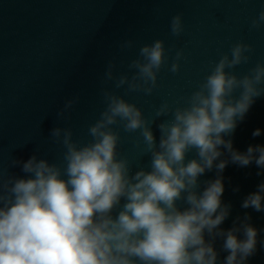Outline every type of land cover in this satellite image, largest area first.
Returning a JSON list of instances; mask_svg holds the SVG:
<instances>
[{
  "label": "clouds",
  "instance_id": "9594fccd",
  "mask_svg": "<svg viewBox=\"0 0 264 264\" xmlns=\"http://www.w3.org/2000/svg\"><path fill=\"white\" fill-rule=\"evenodd\" d=\"M261 25L264 9L251 21L252 28ZM184 30L178 13L170 21L171 34L179 37ZM133 46L129 39L120 48ZM253 51L250 44L235 43L185 98L184 106L165 101L151 118L135 103L103 88L106 107L88 126V143L74 141L71 128L51 130L52 141L65 149L63 166L33 155L22 162L25 177L0 167V264H217V238L228 253L223 264H246L256 254L260 232L250 223L251 215L237 217L230 229L220 226L232 208L221 199L226 166L247 167L254 162L264 171V146L250 145L240 152L224 138L264 95V63L243 76L229 71L248 63ZM183 58L181 48L168 71L178 73ZM167 63L165 41L157 39L140 47L128 65L134 70L131 76H115L116 65L110 62L103 83L114 81L115 89L151 96ZM76 102L68 100L57 118L64 119ZM169 115L170 120L157 125V143L152 125ZM114 125H122L127 133L139 132L135 147L150 157L147 169L132 172V162L118 150L121 137ZM252 135L260 136L261 130ZM221 148L228 159H220L225 154ZM192 151L196 158L186 162ZM17 164L21 161L12 160L10 166ZM214 168L216 178L204 181L201 191L199 178ZM241 207L264 211V182ZM260 243L264 246V241Z\"/></svg>",
  "mask_w": 264,
  "mask_h": 264
},
{
  "label": "water",
  "instance_id": "95a60500",
  "mask_svg": "<svg viewBox=\"0 0 264 264\" xmlns=\"http://www.w3.org/2000/svg\"><path fill=\"white\" fill-rule=\"evenodd\" d=\"M262 9L264 0H0V167L10 175L25 177L28 174L22 172V162L33 155L63 166L65 149L52 141L51 130L71 128L74 141L88 143V126L106 107L103 88L135 103L151 118L165 101L184 106L185 98L197 90L223 54H230L235 43L250 44L254 51L248 63L229 71L238 76L248 74L257 63H264V25L251 27ZM178 13L185 30L176 37L171 34L170 21ZM129 39L134 46L121 50L120 45ZM157 39L165 41L168 63L159 72L158 87L151 96L115 89L114 81L103 83L110 62L116 65L115 76H131L134 70L128 65L137 58L140 47ZM181 48L184 58L180 71L174 74L168 66ZM72 99L77 102L64 119H58L57 113ZM165 119L170 120L171 115L152 125L157 143V125ZM113 128L120 133L118 150L132 162V172L147 169L150 157L140 155L135 147L139 132H124L122 125ZM256 129L261 135L253 137ZM224 138L231 139L240 152L250 145L264 146V95L255 100L234 133ZM221 151L225 154L220 159H228L227 152ZM193 158L195 151L188 153L186 162ZM12 160L21 164L10 166ZM216 176L215 168L202 175L200 190L204 181ZM222 176L225 191L221 199L232 208L220 227L230 229L237 217L250 214V223L260 232L256 254L246 264H264L260 243L264 241V211L241 207L244 198L264 182V171L254 162L247 167L229 163ZM238 235L243 238L242 233ZM222 243L217 238L214 245L219 253L217 264H223L228 255Z\"/></svg>",
  "mask_w": 264,
  "mask_h": 264
}]
</instances>
